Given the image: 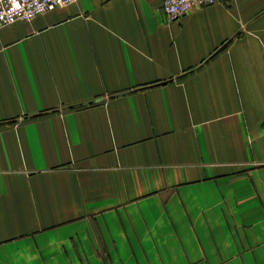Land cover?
Listing matches in <instances>:
<instances>
[{"label": "crops", "instance_id": "obj_1", "mask_svg": "<svg viewBox=\"0 0 264 264\" xmlns=\"http://www.w3.org/2000/svg\"><path fill=\"white\" fill-rule=\"evenodd\" d=\"M0 264H264V0L1 27Z\"/></svg>", "mask_w": 264, "mask_h": 264}, {"label": "built area", "instance_id": "obj_2", "mask_svg": "<svg viewBox=\"0 0 264 264\" xmlns=\"http://www.w3.org/2000/svg\"><path fill=\"white\" fill-rule=\"evenodd\" d=\"M76 0H0V28L18 20L30 18ZM217 0H161V10L166 22L185 16L194 8L214 4Z\"/></svg>", "mask_w": 264, "mask_h": 264}]
</instances>
